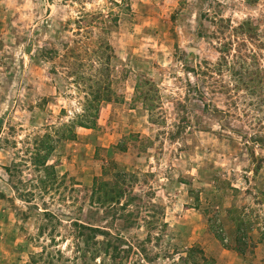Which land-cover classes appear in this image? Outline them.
Here are the masks:
<instances>
[{
  "label": "rangeland",
  "instance_id": "rangeland-1",
  "mask_svg": "<svg viewBox=\"0 0 264 264\" xmlns=\"http://www.w3.org/2000/svg\"><path fill=\"white\" fill-rule=\"evenodd\" d=\"M122 2L0 0V264H28L49 244L39 235L42 214L15 199L4 168L23 158L34 136L79 112L78 96L63 75L52 73L57 60L44 56L62 49L54 40L58 23L71 30L81 12L101 13L105 21L115 99L100 108L94 130L77 129L75 140L58 143L50 156L57 176L67 178L63 196L75 184L78 206L95 178L133 175L134 193L158 219L152 233L159 241L147 246L153 255L197 246L216 264H264V107L243 93L227 99L229 73L213 71L222 46L241 38L233 29L247 20L264 28V0H126L127 10L116 6ZM70 35L60 34L62 41ZM255 46L243 50L260 51ZM205 67L212 70L206 76L199 72ZM137 84L151 90L152 110L137 98ZM122 141L124 150L112 149ZM50 207L68 211L63 202ZM97 223L111 228L107 209L99 210ZM110 231L130 240L146 233L143 227L122 231L120 222ZM245 239L240 254L236 243ZM57 244L71 256L68 241Z\"/></svg>",
  "mask_w": 264,
  "mask_h": 264
},
{
  "label": "trees",
  "instance_id": "trees-1",
  "mask_svg": "<svg viewBox=\"0 0 264 264\" xmlns=\"http://www.w3.org/2000/svg\"><path fill=\"white\" fill-rule=\"evenodd\" d=\"M122 1L123 4L116 6L123 7L126 0ZM127 9L129 6L125 5V10ZM71 23L74 27L71 30H68L67 23L66 26L58 23L60 28L54 35V40L61 43V51L51 49L47 57L43 56L53 62L57 60V63H53L52 73L63 75L67 87L73 89L78 96L79 112L60 127H50V132L34 136L25 149L23 158L4 168L15 199L25 204L29 213L36 211L42 214L44 224L39 228V235L49 241L48 246L31 256L28 264H36L37 261L42 264H158L159 261L169 264H216L197 246L173 253V256L169 253L153 255L147 246L153 240L159 241V235L152 233L159 224L156 222L158 219L148 215L147 202L141 195L134 193L133 175L114 173L111 181L95 178L91 187L80 198L78 206L76 204L79 199L73 196L76 192L75 184L69 188L72 194L63 196L62 193L67 192V187L64 186L67 178L57 176L55 165L49 164L50 156L58 143L75 140L77 129L94 130L100 108L115 99L112 75L115 55L106 38L107 30L102 14L81 12ZM258 23L247 20L233 29L235 36L241 38H236V41L231 39L222 46L219 61L213 66V71L220 75L225 68L229 73L232 84L224 87L227 99L233 101V96L243 93L254 99L260 109L264 107V60L260 61L264 55L259 53L264 51V28L261 29ZM65 32H69L71 37L62 41L60 34ZM247 43L255 44L260 51H244ZM199 72L206 76L212 70L205 67L204 71L199 69ZM143 84L152 86L148 81ZM139 87L137 84V98L145 109L152 110L153 105L149 103L151 90L143 92L138 90ZM254 141L257 144L261 142L259 138ZM123 145L122 141L112 149L122 151L125 148ZM23 170L31 171L30 177L24 179ZM44 197H48V201ZM58 202L65 203L64 208L68 211L63 213L60 209L52 210L50 205ZM100 209H107L111 222L109 230L97 223ZM235 212L237 211L229 213ZM68 214H73L76 218L64 220L62 217ZM83 216L85 221L82 220ZM116 222L121 223L122 231L145 228L144 239L130 240L122 233H112L110 230ZM242 222L241 216L235 218L237 233L243 230ZM162 227L167 228L166 223ZM61 229L66 232L65 237L61 236ZM55 236H60L58 241L62 243L69 242L70 257H64L63 252L56 248L58 241ZM243 242L241 245L240 241L236 243L235 249L240 254L244 252L246 239ZM152 248H156V245Z\"/></svg>",
  "mask_w": 264,
  "mask_h": 264
}]
</instances>
